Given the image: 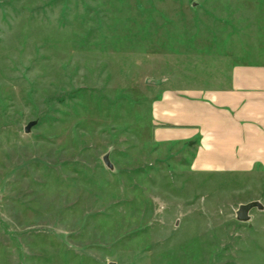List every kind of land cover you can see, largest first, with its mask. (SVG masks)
Returning a JSON list of instances; mask_svg holds the SVG:
<instances>
[{"label": "rangeland", "instance_id": "obj_1", "mask_svg": "<svg viewBox=\"0 0 264 264\" xmlns=\"http://www.w3.org/2000/svg\"><path fill=\"white\" fill-rule=\"evenodd\" d=\"M225 54L264 64V0H0V264H264V171L151 136Z\"/></svg>", "mask_w": 264, "mask_h": 264}, {"label": "crops", "instance_id": "obj_2", "mask_svg": "<svg viewBox=\"0 0 264 264\" xmlns=\"http://www.w3.org/2000/svg\"><path fill=\"white\" fill-rule=\"evenodd\" d=\"M233 56L213 61L206 86L200 75L179 73L150 105L153 140L191 144L194 173L264 171V64L235 63Z\"/></svg>", "mask_w": 264, "mask_h": 264}, {"label": "water", "instance_id": "obj_3", "mask_svg": "<svg viewBox=\"0 0 264 264\" xmlns=\"http://www.w3.org/2000/svg\"><path fill=\"white\" fill-rule=\"evenodd\" d=\"M35 124V122H30L24 128L25 133H28L31 127ZM105 163L108 164L107 159H105ZM262 205L259 202H249L247 204L240 205L235 213L236 220L239 222H246L249 219V212L252 209H261ZM108 264H115V263H108Z\"/></svg>", "mask_w": 264, "mask_h": 264}]
</instances>
